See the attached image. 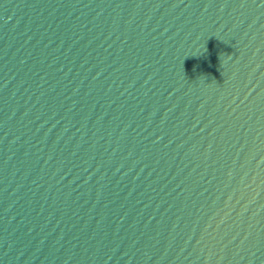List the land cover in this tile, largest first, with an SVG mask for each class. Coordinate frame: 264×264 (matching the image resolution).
Returning <instances> with one entry per match:
<instances>
[{
  "label": "water",
  "instance_id": "1",
  "mask_svg": "<svg viewBox=\"0 0 264 264\" xmlns=\"http://www.w3.org/2000/svg\"><path fill=\"white\" fill-rule=\"evenodd\" d=\"M0 264H264V0H0Z\"/></svg>",
  "mask_w": 264,
  "mask_h": 264
}]
</instances>
